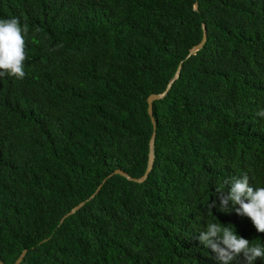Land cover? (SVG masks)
<instances>
[{"label": "trees", "instance_id": "16d2710c", "mask_svg": "<svg viewBox=\"0 0 264 264\" xmlns=\"http://www.w3.org/2000/svg\"><path fill=\"white\" fill-rule=\"evenodd\" d=\"M13 17L29 30L25 77H0L4 262L221 264L198 239L212 222L264 245L216 191L264 187V0H0ZM181 62L154 102L147 179L107 178L146 172L148 97Z\"/></svg>", "mask_w": 264, "mask_h": 264}, {"label": "clouds", "instance_id": "9594fccd", "mask_svg": "<svg viewBox=\"0 0 264 264\" xmlns=\"http://www.w3.org/2000/svg\"><path fill=\"white\" fill-rule=\"evenodd\" d=\"M28 30V25H21L18 18L0 19V77L6 74L21 80L25 77V36ZM257 115L264 117V109ZM225 184L228 185L226 192L223 186L216 188L220 193L221 210L226 211L231 202L237 215L248 217L256 231L264 233V187L251 186L247 174L233 179L230 184L225 181ZM237 205L239 207H235ZM198 239L217 253L221 264H232L241 255L244 264H254L258 258L264 260V245L250 244L248 239L238 236L232 228L220 223H208Z\"/></svg>", "mask_w": 264, "mask_h": 264}, {"label": "water", "instance_id": "95a60500", "mask_svg": "<svg viewBox=\"0 0 264 264\" xmlns=\"http://www.w3.org/2000/svg\"><path fill=\"white\" fill-rule=\"evenodd\" d=\"M195 8L197 9L198 8V4L196 3L195 5ZM203 28H204V37L202 39V41L198 44H196L195 46H193L190 51H189V54L187 56V58L191 57L192 55L196 54L197 51H199L206 43L207 41V28H206V25H203ZM182 67H183V62L180 63L175 75L173 76V78L169 81L168 83V86L166 88V90L164 92H161V93H155V94H151L149 97H148V103H149V106H148V112H149V115L151 117V120H152V123H153V126H154V131H153V134H152V137L150 139V148H149V158H148V166H147V169H146V172L144 173L143 176L141 177H134L132 175H130L128 172L124 171L123 169H116L113 173H111L107 178L113 176L114 174H120L124 177H126L127 179H129L130 181H134V182H139V183H142L144 182L149 173L151 172L152 168H153V165H154V160H155V138H156V127H157V121H156V118L154 116V102L156 100H159V99H162L164 98L167 93L169 92V90L171 89L172 85L174 84V82L180 77V74H181V70H182ZM107 178H105L103 180V182L99 185L98 189L96 190V192L91 195L87 200L85 201H82L80 202L78 205H76L75 207H73L63 218H62V221H64L65 218H67L68 216L70 215H73L74 213H76L80 208H82L85 203L94 198L96 196V194L99 192V190L101 189L102 185L106 182ZM26 253H27V250L25 249L21 255L17 258V260L13 263V264H20L24 257L26 256ZM0 264H7L6 262H4L1 258H0Z\"/></svg>", "mask_w": 264, "mask_h": 264}]
</instances>
